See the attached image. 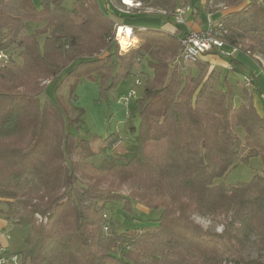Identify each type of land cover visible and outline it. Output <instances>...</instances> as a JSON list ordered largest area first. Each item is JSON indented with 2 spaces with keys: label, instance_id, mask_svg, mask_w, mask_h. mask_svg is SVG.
I'll list each match as a JSON object with an SVG mask.
<instances>
[{
  "label": "trees",
  "instance_id": "16d2710c",
  "mask_svg": "<svg viewBox=\"0 0 264 264\" xmlns=\"http://www.w3.org/2000/svg\"><path fill=\"white\" fill-rule=\"evenodd\" d=\"M65 1L0 0V52L17 50L20 59L10 56L0 66V216L27 230L24 250L14 253L20 264H243L221 234L191 216L228 219L236 226L234 240L253 237L264 249V116L252 94L236 107L231 91L214 86L205 62L180 70L175 61L185 25L166 20L173 32L134 27L138 45L121 53L118 11L106 12L98 0H70L71 8ZM136 1L178 7L176 0ZM229 4L236 7L218 21L228 54H217L234 71L239 62L226 48L236 49L239 39L246 54L264 56V0ZM144 67L151 77L126 114L138 125L127 128L122 157L109 155L119 134L92 147L69 131L76 119L66 118L64 102L40 100L41 82L64 69L68 76L97 75L113 87ZM252 158L261 160V175L236 186L218 182ZM84 164L98 174L86 175L91 183L77 193ZM132 203L159 211L157 225L118 231L108 212Z\"/></svg>",
  "mask_w": 264,
  "mask_h": 264
},
{
  "label": "rangeland",
  "instance_id": "374dc122",
  "mask_svg": "<svg viewBox=\"0 0 264 264\" xmlns=\"http://www.w3.org/2000/svg\"><path fill=\"white\" fill-rule=\"evenodd\" d=\"M37 1L38 0H33L36 5ZM231 1L237 0H226L224 3L216 5L212 4L211 14L213 19H215L221 12L225 15V13L236 7L230 6L231 4L229 3ZM205 3L206 0H176L178 7H186L188 4H191L190 6L193 8L197 7L200 11V18H203L202 9ZM113 4L118 8H123L119 5L120 3L113 1ZM64 5L67 8H71L72 1L66 0ZM137 9L138 10L136 11L139 14L145 15L152 21H160L159 24L162 27V23L168 19L164 18L160 14V11L171 8L162 4H142ZM186 20L188 21L187 16L185 17V21ZM43 25L44 23L37 25L31 24L28 32H31L35 28H40ZM146 27L151 29L156 28L153 24H149ZM183 28L184 26L181 27L182 30ZM115 37L118 50L121 53L127 48L138 45V42L134 39L128 40L129 43H127V45H122V39L118 37V32ZM235 48V54H232V56L239 62V64L234 71L229 69L225 70L219 67L216 68L217 71L214 72L212 83L221 91H231L233 105L236 107L243 104L245 101L243 99L244 95L248 98L250 97V94H252V102L257 113L264 116V83L261 86L257 83V75L260 74L264 77V56L262 57L257 54L256 56L259 60L254 61L252 55L244 52L243 42H241L240 39ZM7 54H9L15 62L20 64L17 50L9 49ZM222 59L223 61H226L225 57ZM199 61H202V58L197 62ZM176 62L178 63L180 70L182 67L184 72L185 70L189 71L190 69H193V65L187 63L183 64L179 58L175 63ZM257 64L263 70H261ZM68 73L69 70L64 69L53 80H51V82H41V84L45 85L43 93L40 96L41 102L49 101L57 103L58 99L64 102L68 109V112L65 115L66 118L76 119L75 124L68 128L69 131L78 139L89 142L92 147H99L109 134H119L120 143L110 150L109 155L122 157L123 154L126 153L130 139L127 134V128L130 125H138L137 117H126V114L131 112L134 107V99L129 103L128 107H125L124 100L131 92H134L136 97L140 94L146 83V79L151 77L150 70L148 67H144L141 71L134 70L129 76L119 80L113 87H110V84H105V82L103 84L102 78L97 75H94L92 79H89L84 75L68 76ZM251 75L255 81V89H253L252 86L245 88L242 84L244 77H249ZM135 81H139L140 85H136ZM128 152L129 151H127V153ZM93 165L96 167L97 161H94ZM261 173V160L259 158H252L244 164H237L235 167L229 169L225 176L218 182L223 183L226 186H236L238 184L251 182L254 176L261 175ZM97 174L98 171L94 169V167L90 168L87 164L80 165L77 173L78 184L75 186L76 192L81 193L82 186H85L88 182L91 183L90 179L85 177L86 175ZM120 192L125 195L127 194L126 188H121ZM159 213V211L147 210L136 203H132L129 209H125L122 205H117L108 212V216L113 219L118 231L134 233L142 228L155 227L157 225ZM191 218L203 229L221 234L222 242L227 248L229 247L233 252H236L237 258L242 259L243 264H264V249L257 247L253 243V237H250V239L247 240H234L233 237H235L236 226H231L228 219L220 217L209 219L198 216H191ZM26 235L27 230L13 224L3 216H0V245L9 253H19L24 250V237ZM224 264L233 263L225 262Z\"/></svg>",
  "mask_w": 264,
  "mask_h": 264
},
{
  "label": "built area",
  "instance_id": "2783aa9c",
  "mask_svg": "<svg viewBox=\"0 0 264 264\" xmlns=\"http://www.w3.org/2000/svg\"><path fill=\"white\" fill-rule=\"evenodd\" d=\"M121 5L124 10L129 12L131 9H137L142 5L134 0H122ZM138 10V9H137ZM212 2L204 5L205 26L202 30L194 31L189 30L185 35L180 38V58L184 63H194L198 61L205 53H209L216 49L220 55H226L223 50L225 42L223 40L226 30L222 25L215 21L211 14ZM191 12L189 6L177 7L176 9L161 10L160 14L172 21L175 25H185V17ZM121 27H118L117 31ZM117 35V34H116ZM233 52L236 49L232 50ZM10 60V55L5 52H0V66L6 64ZM136 85H140L139 81H135ZM243 86L249 88L252 86L251 79L247 76L244 77ZM135 93L131 92L124 100V105L127 107L129 101L135 98ZM0 264H20L19 257L14 253H9L5 248L0 245Z\"/></svg>",
  "mask_w": 264,
  "mask_h": 264
},
{
  "label": "crops",
  "instance_id": "0c3cea01",
  "mask_svg": "<svg viewBox=\"0 0 264 264\" xmlns=\"http://www.w3.org/2000/svg\"><path fill=\"white\" fill-rule=\"evenodd\" d=\"M99 4L101 5L102 9L107 11H118L122 17L121 22L119 23V26L121 27H129L131 29L132 32V28L136 27V28H147L146 26H148L149 24H153L155 25L156 28H160V24L158 20H151L149 18H147L145 15L143 14H139L136 10L137 9H131L129 10V12H125V11H121L124 10V8H118L113 4L112 0H98ZM136 1V0H134ZM121 5V4H119ZM191 5V4H190ZM188 4V6L191 8V12L186 15L188 18V21L186 20L185 22V26L184 29L186 28L187 30H194V31H198V30H202L205 26V19H204V7L202 9V14H203V18H200L199 16V9L197 7H192ZM122 6V5H121ZM123 7V6H122ZM224 16V14L221 12L218 16H216V20L215 21H219V19H221ZM163 26L161 28H163L166 31H170L173 32L174 31V27L168 23H166L165 21L162 23ZM134 39L137 42V38L133 36V34H131V38L130 40ZM228 49L227 51L235 54V52H233L231 50V48H226ZM238 53V52H236ZM228 54V53H227ZM254 57V61L255 60H259L257 56H253ZM223 57L219 56V54H217V50L213 49L210 54H207L206 56H202V62H205L208 65V73L210 72H216V68H222V69H230V66L227 64L226 61H223L222 59ZM253 59V58H252ZM257 66L260 68V66L257 64ZM261 69V68H260ZM263 70V69H261ZM264 71V70H263ZM257 79H258V85H263L264 83V77L263 75H257ZM264 106V105H263Z\"/></svg>",
  "mask_w": 264,
  "mask_h": 264
},
{
  "label": "bare ground",
  "instance_id": "6f19581e",
  "mask_svg": "<svg viewBox=\"0 0 264 264\" xmlns=\"http://www.w3.org/2000/svg\"><path fill=\"white\" fill-rule=\"evenodd\" d=\"M117 32H118V37L122 39L121 40L122 45H127V43H129L128 40H130L131 38V29L129 27H125V28L121 27Z\"/></svg>",
  "mask_w": 264,
  "mask_h": 264
}]
</instances>
